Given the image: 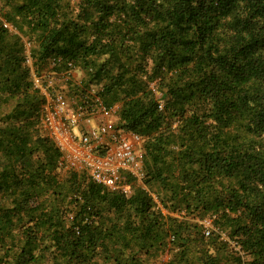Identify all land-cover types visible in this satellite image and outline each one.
Segmentation results:
<instances>
[{"label": "trees", "instance_id": "1", "mask_svg": "<svg viewBox=\"0 0 264 264\" xmlns=\"http://www.w3.org/2000/svg\"><path fill=\"white\" fill-rule=\"evenodd\" d=\"M25 40L36 73L82 74L71 93L104 81L156 197L61 179ZM152 254L264 264V0H0V264Z\"/></svg>", "mask_w": 264, "mask_h": 264}, {"label": "built area", "instance_id": "2", "mask_svg": "<svg viewBox=\"0 0 264 264\" xmlns=\"http://www.w3.org/2000/svg\"><path fill=\"white\" fill-rule=\"evenodd\" d=\"M4 27L14 31L7 23ZM25 47L33 84L45 97L40 114L41 131L61 154L59 169L85 173L111 191L125 192L127 175L143 178L146 139L121 126L120 104L108 107L94 85L85 94L71 93L70 86L80 85L81 80H58L54 72L36 73L31 43L27 40ZM206 228L208 231L212 228L209 221Z\"/></svg>", "mask_w": 264, "mask_h": 264}, {"label": "rangeland", "instance_id": "3", "mask_svg": "<svg viewBox=\"0 0 264 264\" xmlns=\"http://www.w3.org/2000/svg\"><path fill=\"white\" fill-rule=\"evenodd\" d=\"M81 77H82L81 73H75L74 80H79ZM103 85H104V81L99 83L98 85H94V86L96 88L101 89L103 87ZM156 96L158 98H160V94L158 92L156 93ZM59 172H60L59 176H61V179H64V178L67 177L66 172H64L63 170H59ZM59 172L57 171V173H59ZM143 180H144V177L141 178V179L133 178V181H131V182L127 181L128 187H127L125 193L126 194H132L135 188L143 187V188L149 190L150 193L153 194L156 197V187H154V186L151 187V188L146 187L144 185V181ZM163 212L165 214H168V211H166V210H163ZM143 258L145 259V262L147 264H160L161 262H164V261L168 260L169 259V255L168 254L167 255L166 254H161V255L160 254H152L150 256H144Z\"/></svg>", "mask_w": 264, "mask_h": 264}]
</instances>
